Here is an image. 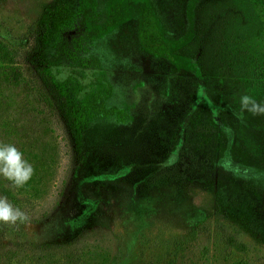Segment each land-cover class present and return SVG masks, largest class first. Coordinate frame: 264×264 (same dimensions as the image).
<instances>
[{"label": "rangeland", "instance_id": "374dc122", "mask_svg": "<svg viewBox=\"0 0 264 264\" xmlns=\"http://www.w3.org/2000/svg\"><path fill=\"white\" fill-rule=\"evenodd\" d=\"M56 1L0 0V143L34 168L23 187L0 175V197L28 217L0 222V264H264V115H234L242 95L264 103V1L151 0L172 37L186 36L174 62L141 47L124 0H93L95 37L82 0H63L82 46L53 70L81 107V151L34 73L55 49L37 31ZM99 70L126 121L84 105ZM226 154L241 175L218 165Z\"/></svg>", "mask_w": 264, "mask_h": 264}, {"label": "trees", "instance_id": "16d2710c", "mask_svg": "<svg viewBox=\"0 0 264 264\" xmlns=\"http://www.w3.org/2000/svg\"><path fill=\"white\" fill-rule=\"evenodd\" d=\"M264 1V0H263ZM84 8H81L84 12V18L82 26L85 33H90L91 37L99 35L101 32L93 27H90L93 22L91 20L93 14L92 2L93 0H82ZM126 8L125 15H133L137 17L138 28L137 35L138 41L141 47L152 54L153 56H159L167 60L176 61L178 59V51L183 47H186V36L172 37L168 28L163 22L161 16L158 15L155 6L151 0H124ZM120 6L115 4L114 11H118ZM76 11L72 5L63 0H57L53 5H48L44 8L41 18L38 20L37 34L44 43L48 44L53 41L55 49L53 54L44 61L41 65L34 67V73L37 80L41 83V87L45 90L46 103L55 111L60 119L66 124V129L69 131L70 138L73 144L80 149L82 147V126H81V107L72 100L70 95L65 89V84L58 79L53 68L65 59H77L80 50L82 36L70 40L69 31L66 30L67 26L74 21V15ZM116 23L114 14L110 17L107 23L97 24L109 26ZM105 31L108 29L103 27ZM186 42V43H185ZM98 60L93 57L80 58V64L82 67H93L99 69ZM81 71H84L82 69ZM92 84H95L94 93H91L86 98L87 107H92L94 111L101 116H114L117 121L124 122L128 118L126 109L118 107L115 104L110 106L107 104V100L112 95V86L107 80L104 72L99 70L96 72V80ZM86 107V108H87ZM212 120V117H209ZM198 133L203 141H209V139L216 134L214 127L211 123H203L198 126ZM226 241L230 245L234 246L240 251L246 250V245L239 241L237 236L232 234L226 235ZM238 264H245L239 262Z\"/></svg>", "mask_w": 264, "mask_h": 264}, {"label": "clouds", "instance_id": "9594fccd", "mask_svg": "<svg viewBox=\"0 0 264 264\" xmlns=\"http://www.w3.org/2000/svg\"><path fill=\"white\" fill-rule=\"evenodd\" d=\"M240 111L234 115L243 120L244 113L253 116L264 115V103L258 102L251 95H242L239 99ZM223 131L231 135L232 129L225 126ZM218 165L225 171H230L234 175H241V166L234 165L230 154H226ZM248 169H244L246 174ZM34 168L25 158L23 153L13 144L0 143V175L11 181L16 187H23L32 178ZM28 219L25 212L14 207L6 197H0V222L4 224H16L25 222Z\"/></svg>", "mask_w": 264, "mask_h": 264}]
</instances>
